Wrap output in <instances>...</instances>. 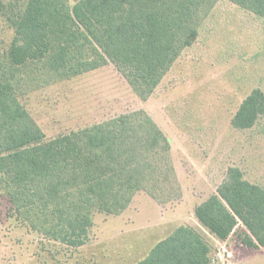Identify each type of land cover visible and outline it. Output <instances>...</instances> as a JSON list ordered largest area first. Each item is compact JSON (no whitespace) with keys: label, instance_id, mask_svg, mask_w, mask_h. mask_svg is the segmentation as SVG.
<instances>
[{"label":"trees","instance_id":"trees-1","mask_svg":"<svg viewBox=\"0 0 264 264\" xmlns=\"http://www.w3.org/2000/svg\"><path fill=\"white\" fill-rule=\"evenodd\" d=\"M218 0H27L9 15L14 37L0 50V185L18 219L70 248L88 240L95 213L119 216L140 192L164 206L182 198L170 139L143 109L44 141L20 97L112 63L145 101ZM264 20V0H228ZM264 114L253 90L231 120L250 129ZM219 241L241 224L244 246L264 247V187L227 169L194 208ZM202 231L176 226L134 264H212Z\"/></svg>","mask_w":264,"mask_h":264},{"label":"rangeland","instance_id":"rangeland-1","mask_svg":"<svg viewBox=\"0 0 264 264\" xmlns=\"http://www.w3.org/2000/svg\"><path fill=\"white\" fill-rule=\"evenodd\" d=\"M26 1L0 0V50L14 37L9 15L22 10ZM75 1L69 0L70 5ZM255 89L264 92V20L218 0L201 21L192 45L145 101L108 63L24 95L20 102L44 141L143 109L170 139L182 192L210 196L230 167L264 187V114L250 129L231 125L241 102ZM181 202L160 206L140 192L119 216L95 213L87 242L70 248L23 224L0 185V264H134L170 234L177 221H189L191 204L186 200L175 209ZM201 231L211 246L212 264H264V247L244 246L241 224L223 244L232 255L225 262L214 261L221 247Z\"/></svg>","mask_w":264,"mask_h":264},{"label":"crops","instance_id":"crops-1","mask_svg":"<svg viewBox=\"0 0 264 264\" xmlns=\"http://www.w3.org/2000/svg\"><path fill=\"white\" fill-rule=\"evenodd\" d=\"M216 191V189L214 190V192ZM213 192V193H214ZM213 193H211V194H213ZM206 195H204L203 193L202 194H200L199 196H196L194 193H190V194H188V193H186L184 190H183V192H182V202L180 203V204H177L176 205V207H175V209L177 208V207H179L180 205H185V203H186V200L187 201H189V203L191 204V210H190V219H188L189 221H177V222H179L180 224H178V225H181V224H188V225H191V226H195V227H197V228H201V230H203L204 231V229H202V227H200V225L198 224V222H197V220L195 219V217H194V213H193V211H194V208L197 206V205H199L200 203H202L207 197H209V196H207V193H205ZM189 204V205H190ZM175 223V222H174ZM173 224V223H172ZM205 232V231H204ZM206 233V232H205ZM209 237H211V239H212V241L214 242V243H216L217 245H220V246H222L223 244L225 245L226 244V242H227V240H225V241H219V240H217V239H215L214 237H212V236H210L209 235ZM149 251V250H148ZM147 254V253H146Z\"/></svg>","mask_w":264,"mask_h":264},{"label":"built area","instance_id":"built-area-1","mask_svg":"<svg viewBox=\"0 0 264 264\" xmlns=\"http://www.w3.org/2000/svg\"><path fill=\"white\" fill-rule=\"evenodd\" d=\"M221 249L215 254L214 261L225 262L232 258L231 252H229L224 245L220 246Z\"/></svg>","mask_w":264,"mask_h":264}]
</instances>
